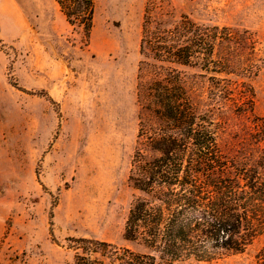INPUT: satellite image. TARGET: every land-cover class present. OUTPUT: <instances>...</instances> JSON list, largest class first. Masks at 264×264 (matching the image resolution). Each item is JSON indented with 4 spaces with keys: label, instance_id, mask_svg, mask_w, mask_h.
Wrapping results in <instances>:
<instances>
[{
    "label": "rangeland",
    "instance_id": "rangeland-1",
    "mask_svg": "<svg viewBox=\"0 0 264 264\" xmlns=\"http://www.w3.org/2000/svg\"><path fill=\"white\" fill-rule=\"evenodd\" d=\"M147 15L233 37L216 47L218 68L180 70L223 152L250 148L253 119L264 118V0H95L88 42L57 0L0 2V264H65L69 237L139 249L124 231ZM248 90L253 102L239 105ZM263 245L264 233L243 254L174 264H256Z\"/></svg>",
    "mask_w": 264,
    "mask_h": 264
},
{
    "label": "trees",
    "instance_id": "trees-1",
    "mask_svg": "<svg viewBox=\"0 0 264 264\" xmlns=\"http://www.w3.org/2000/svg\"><path fill=\"white\" fill-rule=\"evenodd\" d=\"M57 4L67 23L82 28L88 42L95 0ZM218 31L215 27L209 33L188 18L162 26L145 17L138 68L144 115L129 176L137 195L124 231L125 240L139 249L69 237L67 249L74 256L65 264L211 262L245 253L264 233V118L253 119L250 148L228 156L219 143V124L197 108L180 70H208L210 64L218 68L216 47L233 43L231 35L221 37ZM253 96L252 90L245 91L241 104H235L252 103ZM255 260L264 264V245Z\"/></svg>",
    "mask_w": 264,
    "mask_h": 264
},
{
    "label": "crops",
    "instance_id": "crops-1",
    "mask_svg": "<svg viewBox=\"0 0 264 264\" xmlns=\"http://www.w3.org/2000/svg\"><path fill=\"white\" fill-rule=\"evenodd\" d=\"M5 1H9L12 3V0H0V2H5ZM13 8L15 9L14 4H13Z\"/></svg>",
    "mask_w": 264,
    "mask_h": 264
}]
</instances>
